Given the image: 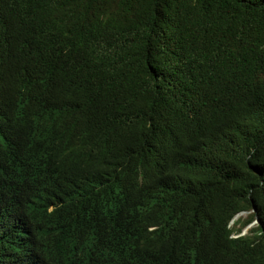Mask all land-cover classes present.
Wrapping results in <instances>:
<instances>
[{
    "label": "trees",
    "instance_id": "1",
    "mask_svg": "<svg viewBox=\"0 0 264 264\" xmlns=\"http://www.w3.org/2000/svg\"><path fill=\"white\" fill-rule=\"evenodd\" d=\"M0 264H264V0H0Z\"/></svg>",
    "mask_w": 264,
    "mask_h": 264
},
{
    "label": "rangeland",
    "instance_id": "2",
    "mask_svg": "<svg viewBox=\"0 0 264 264\" xmlns=\"http://www.w3.org/2000/svg\"><path fill=\"white\" fill-rule=\"evenodd\" d=\"M247 215H248V213L247 212H242V213H240L237 217H236V219L238 218V217H247ZM256 220L255 221H253L252 223H250L249 225H247L246 227H244L243 228V230H242V232H241V234H246L247 233V231L251 228V227H253V226H255L256 225ZM232 224H233V222H232ZM231 224V225H232Z\"/></svg>",
    "mask_w": 264,
    "mask_h": 264
},
{
    "label": "clouds",
    "instance_id": "3",
    "mask_svg": "<svg viewBox=\"0 0 264 264\" xmlns=\"http://www.w3.org/2000/svg\"><path fill=\"white\" fill-rule=\"evenodd\" d=\"M24 189L27 190V188H24ZM43 196H48V195H43ZM39 197H40V196H38V197H34L33 199H31V203H32L33 201L37 200ZM52 209H54V205H52V206L50 207V210H52Z\"/></svg>",
    "mask_w": 264,
    "mask_h": 264
}]
</instances>
